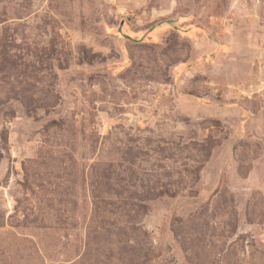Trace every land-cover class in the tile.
Listing matches in <instances>:
<instances>
[{
    "label": "rangeland",
    "instance_id": "rangeland-1",
    "mask_svg": "<svg viewBox=\"0 0 264 264\" xmlns=\"http://www.w3.org/2000/svg\"><path fill=\"white\" fill-rule=\"evenodd\" d=\"M0 264H264V0H0Z\"/></svg>",
    "mask_w": 264,
    "mask_h": 264
}]
</instances>
